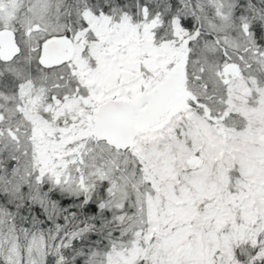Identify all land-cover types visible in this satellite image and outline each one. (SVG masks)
<instances>
[{"label": "snow or ice", "instance_id": "1", "mask_svg": "<svg viewBox=\"0 0 264 264\" xmlns=\"http://www.w3.org/2000/svg\"><path fill=\"white\" fill-rule=\"evenodd\" d=\"M0 264H264V0H0Z\"/></svg>", "mask_w": 264, "mask_h": 264}]
</instances>
